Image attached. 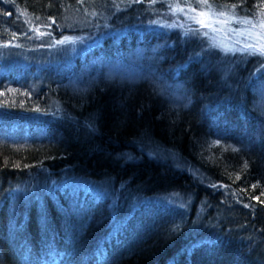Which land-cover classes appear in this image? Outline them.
Returning a JSON list of instances; mask_svg holds the SVG:
<instances>
[{"label": "trees", "instance_id": "trees-1", "mask_svg": "<svg viewBox=\"0 0 264 264\" xmlns=\"http://www.w3.org/2000/svg\"><path fill=\"white\" fill-rule=\"evenodd\" d=\"M263 5L0 0V264H264Z\"/></svg>", "mask_w": 264, "mask_h": 264}, {"label": "rangeland", "instance_id": "rangeland-1", "mask_svg": "<svg viewBox=\"0 0 264 264\" xmlns=\"http://www.w3.org/2000/svg\"><path fill=\"white\" fill-rule=\"evenodd\" d=\"M229 7H221L218 5L217 9H225ZM227 11H218L215 15H213L214 18H217L221 13H226ZM219 14V15H217ZM262 14L264 15V5L262 8ZM261 14H254L252 16V24L249 26V20L248 17L246 18L243 14L240 15L239 18L235 17L234 19H237L239 24L234 29L232 23L224 25L223 23H217L214 22L212 31L214 33L210 32H202V30L199 31L200 37H205L206 40L209 41V43L212 45L213 48H215L216 51L219 53H230V51H253V49H246V46L248 44H252L255 48L256 55H261L260 53V47L264 46V16ZM234 16V13H233ZM247 21V23H245ZM171 28L173 29L174 26L171 25ZM226 39L229 41L227 43ZM71 41V42H68ZM68 41H65L66 43V51H65V58L64 60L71 57V55H75L78 53H81L82 50L88 48L95 42H97L96 39L93 38H86V39H68ZM65 45V44H63ZM64 53V52H63ZM62 53V54H63ZM253 55V54H252ZM264 58V55H261ZM38 58V57H37ZM9 66V65H8Z\"/></svg>", "mask_w": 264, "mask_h": 264}, {"label": "snow or ice", "instance_id": "snow-or-ice-1", "mask_svg": "<svg viewBox=\"0 0 264 264\" xmlns=\"http://www.w3.org/2000/svg\"><path fill=\"white\" fill-rule=\"evenodd\" d=\"M179 7V6H177ZM221 15H223V13H221ZM198 23L201 24V27H210L211 25L210 24H207L205 23L204 21H197ZM217 23H219L220 21H216ZM245 23H247V21H245ZM65 41H68V38L65 37V40L64 41H60V43H64ZM68 42H71V41H68ZM260 47V53L261 55H264V46H259ZM248 49H253V51H251L249 54H257L256 51H255V48L252 44H248L246 46V49L245 50H248Z\"/></svg>", "mask_w": 264, "mask_h": 264}]
</instances>
